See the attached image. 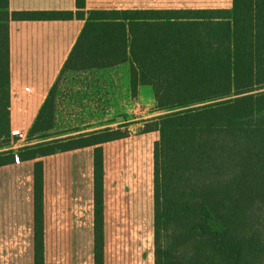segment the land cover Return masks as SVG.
<instances>
[{"label":"trees","instance_id":"trees-1","mask_svg":"<svg viewBox=\"0 0 264 264\" xmlns=\"http://www.w3.org/2000/svg\"><path fill=\"white\" fill-rule=\"evenodd\" d=\"M77 6L76 11H12L10 0H0V166L128 133L44 142L18 152L10 148L11 21L85 20L64 71L130 60L134 87L151 85L161 111L141 129L160 133L155 264H264V0H233L231 8L206 9L88 11L86 0H77ZM53 110L48 101L34 132L52 119ZM44 147L51 148L37 152ZM164 150L176 163H161ZM205 162L216 168L212 175L229 179L202 188L203 174L191 172ZM188 173L190 179L176 186ZM103 184L104 153L97 147L95 264H105ZM43 203L44 168L37 161L36 264H44Z\"/></svg>","mask_w":264,"mask_h":264},{"label":"crops","instance_id":"crops-1","mask_svg":"<svg viewBox=\"0 0 264 264\" xmlns=\"http://www.w3.org/2000/svg\"><path fill=\"white\" fill-rule=\"evenodd\" d=\"M232 5L233 0H86L88 11ZM10 9L76 11L78 6L77 0H10ZM85 24L82 19L11 21L10 147L18 152L44 142L129 132L0 166V264H36L37 161L44 168V264H95L97 147L104 153L105 264H152L155 258L151 238L155 144L160 133L141 129L161 111L151 85L134 87L130 60L104 68L64 71ZM48 101L54 107L52 119L34 132ZM19 134L26 136L21 144Z\"/></svg>","mask_w":264,"mask_h":264},{"label":"rangeland","instance_id":"rangeland-1","mask_svg":"<svg viewBox=\"0 0 264 264\" xmlns=\"http://www.w3.org/2000/svg\"><path fill=\"white\" fill-rule=\"evenodd\" d=\"M223 1H226V0H223ZM140 128H139V130H140ZM120 131H124V130H120ZM125 131L126 132H129V130H125ZM15 140H18V139H15ZM24 140L25 139H19L18 141H20V142H18V144H21V142L24 141ZM46 143H48V142H46ZM50 148L51 147H48V148L44 147V148L38 149L37 152L43 153L45 151L50 150ZM56 148L57 149H60V147H56ZM17 150L18 149H16V151ZM161 163L164 165L165 163L166 164L176 163V161L174 160V158L172 156L169 155V153H168L167 150H164L163 151V154H162ZM197 163H198V161L195 162V164H197ZM215 171H216V168H214L211 165L210 162H205L203 165H200L199 167H194L191 173L196 174V173H199L200 172L201 174H203L202 175V178H201L200 186L202 188H207V187H212L211 182H214V183L220 182V181L223 182V181H225V180L227 181L229 179L225 174L221 175L220 173H217L215 175H212V173L215 172ZM191 173H188V174H186V175L181 176L180 178H178L177 181H176V186H182V184H183L184 181H188L190 179V177H191ZM154 205H155V198H154ZM152 232H153V228H152ZM151 239L154 240L153 233H152V238ZM152 248H154V241H153ZM152 264H155V258L154 257H153Z\"/></svg>","mask_w":264,"mask_h":264},{"label":"built area","instance_id":"built-area-1","mask_svg":"<svg viewBox=\"0 0 264 264\" xmlns=\"http://www.w3.org/2000/svg\"><path fill=\"white\" fill-rule=\"evenodd\" d=\"M29 89L30 88L28 87L27 90H29ZM18 139H26V136H24V134H19Z\"/></svg>","mask_w":264,"mask_h":264}]
</instances>
